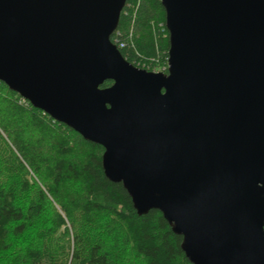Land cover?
<instances>
[{
	"label": "water",
	"instance_id": "water-1",
	"mask_svg": "<svg viewBox=\"0 0 264 264\" xmlns=\"http://www.w3.org/2000/svg\"><path fill=\"white\" fill-rule=\"evenodd\" d=\"M160 1L167 72L111 41L126 0H0V81L101 145L192 264H264V0Z\"/></svg>",
	"mask_w": 264,
	"mask_h": 264
},
{
	"label": "trees",
	"instance_id": "trees-1",
	"mask_svg": "<svg viewBox=\"0 0 264 264\" xmlns=\"http://www.w3.org/2000/svg\"><path fill=\"white\" fill-rule=\"evenodd\" d=\"M111 41L130 63L167 72L169 35L161 1L126 0ZM111 84L108 80L102 87ZM102 153L101 145L0 81V253L51 201L55 227L64 235L53 245L40 234V245L26 248L27 264H116L123 252H128L126 261L132 255L140 264H192L180 247L182 237L162 213L151 209L138 215L122 184L105 176ZM73 184L79 189L71 192ZM28 192L32 196L23 206L19 199ZM75 219L85 230L73 236L68 227Z\"/></svg>",
	"mask_w": 264,
	"mask_h": 264
},
{
	"label": "rangeland",
	"instance_id": "rangeland-1",
	"mask_svg": "<svg viewBox=\"0 0 264 264\" xmlns=\"http://www.w3.org/2000/svg\"><path fill=\"white\" fill-rule=\"evenodd\" d=\"M155 69V67L153 68V70ZM159 71H163L164 70H159ZM157 72V71H154ZM78 184H73L70 187V191L74 192L77 191L79 189ZM32 196V193H27L22 195V197H20V202L23 206H25L28 202V199H30ZM55 205L53 202H48L45 206L44 212L42 213V215L36 219L32 225L30 226V228L21 236L18 237H13V238H9L8 242V247L5 251L0 253V264H27L26 262V248H36L40 245V243L42 242V238L40 237V234L45 237H48V242H52L53 245H55V243H57L59 240L62 239L63 237V228H56V222H55ZM105 220L101 221L100 226L102 228H104L105 225ZM75 223V224H74ZM74 223L71 222V224L69 225V229H71L73 231V236L75 234V232H82L83 230H85V226L83 224V222L79 221L78 219L74 220ZM104 223V224H103ZM94 230H97V227L93 228ZM56 230L55 234H50V232ZM119 231V230H118ZM94 233V231L92 232ZM117 233V232H115ZM51 235V237H50ZM65 237V236H64ZM41 238V239H40ZM55 243H54V242ZM121 248H126L120 246ZM127 250V249H125ZM126 254H123L122 260L121 258H119L117 260L116 264H140V260L139 259H135L132 255H129V260L126 261V256L128 254V252H123Z\"/></svg>",
	"mask_w": 264,
	"mask_h": 264
},
{
	"label": "built area",
	"instance_id": "built-area-1",
	"mask_svg": "<svg viewBox=\"0 0 264 264\" xmlns=\"http://www.w3.org/2000/svg\"><path fill=\"white\" fill-rule=\"evenodd\" d=\"M166 68H167V66H166Z\"/></svg>",
	"mask_w": 264,
	"mask_h": 264
},
{
	"label": "clouds",
	"instance_id": "clouds-1",
	"mask_svg": "<svg viewBox=\"0 0 264 264\" xmlns=\"http://www.w3.org/2000/svg\"><path fill=\"white\" fill-rule=\"evenodd\" d=\"M158 72V71H157Z\"/></svg>",
	"mask_w": 264,
	"mask_h": 264
}]
</instances>
